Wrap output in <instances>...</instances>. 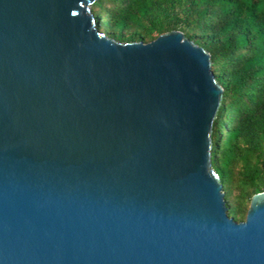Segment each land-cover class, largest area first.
Segmentation results:
<instances>
[{
	"label": "water",
	"instance_id": "obj_1",
	"mask_svg": "<svg viewBox=\"0 0 264 264\" xmlns=\"http://www.w3.org/2000/svg\"><path fill=\"white\" fill-rule=\"evenodd\" d=\"M96 0H0V264H264L227 213L200 42L108 31Z\"/></svg>",
	"mask_w": 264,
	"mask_h": 264
},
{
	"label": "trees",
	"instance_id": "obj_2",
	"mask_svg": "<svg viewBox=\"0 0 264 264\" xmlns=\"http://www.w3.org/2000/svg\"><path fill=\"white\" fill-rule=\"evenodd\" d=\"M108 31L153 41L180 31L215 61L223 89L214 135V171L227 213L246 218L264 191V0H96Z\"/></svg>",
	"mask_w": 264,
	"mask_h": 264
}]
</instances>
